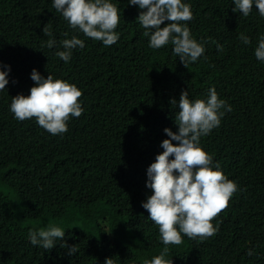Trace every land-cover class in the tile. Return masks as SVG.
Returning <instances> with one entry per match:
<instances>
[{
	"label": "trees",
	"instance_id": "16d2710c",
	"mask_svg": "<svg viewBox=\"0 0 264 264\" xmlns=\"http://www.w3.org/2000/svg\"><path fill=\"white\" fill-rule=\"evenodd\" d=\"M109 2L121 19L118 41L105 46L72 29L53 0H0V71L8 73L0 91V264H105L106 258L143 264L159 255L165 245L142 207L152 194L147 169L169 139L164 129L178 131L181 92L206 101L213 87L232 111L220 110V126L200 145L237 191L214 236L182 234L183 243L168 245L165 258L172 264H264V61L254 54L264 17L255 4L245 17L232 11L233 0H182L193 14L182 23L205 48L185 68L171 42L149 46L138 20L144 10L128 0ZM47 23L52 37L43 34ZM73 36L85 46L73 49L66 63L55 53ZM33 69L82 91L84 111L70 117L67 132L54 136L35 118L19 121L10 111L12 97L30 94ZM49 224L65 235L45 251L28 233ZM62 243L78 252L68 255Z\"/></svg>",
	"mask_w": 264,
	"mask_h": 264
},
{
	"label": "clouds",
	"instance_id": "9594fccd",
	"mask_svg": "<svg viewBox=\"0 0 264 264\" xmlns=\"http://www.w3.org/2000/svg\"><path fill=\"white\" fill-rule=\"evenodd\" d=\"M128 3L144 10L138 20L146 29L144 35L150 37L151 48L160 49L171 42L173 52L185 68L204 54L203 44L193 39L190 29L182 23L193 19L189 4L182 3V0H128ZM233 3V12L239 10L247 17L255 4L260 16L264 17V0H233ZM53 7L62 13L72 29H79L87 37L102 41L105 46L118 41L115 29L121 17L118 7L109 0H53ZM165 21L168 23L161 27ZM43 34L52 37L49 23L43 27ZM239 39L245 45L250 43L249 37L243 33ZM55 43L50 38L46 46L52 48ZM62 45L64 50L57 51L55 55L66 63L70 61L73 49L85 46L75 36L63 40ZM217 49L223 50L219 44ZM254 54L257 60L264 61V36L260 37ZM7 75V71H0V91L5 90L8 84ZM31 79L34 86L30 88V94H18L11 99L10 111L15 119L35 118L41 128L54 136L67 132L70 117L79 118L84 111L79 102L82 91L75 84L53 79L50 74L45 78L35 69ZM171 104L177 105V101L173 99ZM222 108L232 111L230 105L218 98L214 87L208 90L206 101L190 100L187 91L181 92L176 116L178 131L174 133L164 129L169 139L162 141L163 152L156 155L147 169L146 187L152 190V194L142 202L148 218L158 226L165 247L159 255L144 260L143 264H172L171 259L165 258L169 252L168 245L182 244L183 236L201 240L214 236L218 231L214 226L219 224V217L228 213L237 184L228 179L219 163L213 162V157L200 145L201 137L220 126L225 115L220 111ZM64 235L65 231L56 226L28 233L30 243L45 251L51 250L57 239L62 241ZM60 247H67L68 255L78 252L76 245L69 247L62 243ZM253 254L251 249L247 253L249 256ZM105 264H113V261L106 258Z\"/></svg>",
	"mask_w": 264,
	"mask_h": 264
},
{
	"label": "rangeland",
	"instance_id": "374dc122",
	"mask_svg": "<svg viewBox=\"0 0 264 264\" xmlns=\"http://www.w3.org/2000/svg\"><path fill=\"white\" fill-rule=\"evenodd\" d=\"M48 226H52V224H49Z\"/></svg>",
	"mask_w": 264,
	"mask_h": 264
}]
</instances>
